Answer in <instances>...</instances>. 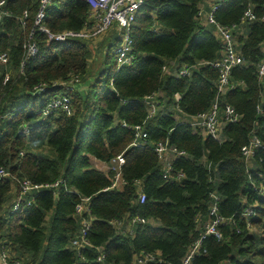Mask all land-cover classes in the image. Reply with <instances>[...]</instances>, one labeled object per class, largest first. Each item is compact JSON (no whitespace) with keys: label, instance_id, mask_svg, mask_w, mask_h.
Returning <instances> with one entry per match:
<instances>
[{"label":"trees","instance_id":"obj_1","mask_svg":"<svg viewBox=\"0 0 264 264\" xmlns=\"http://www.w3.org/2000/svg\"><path fill=\"white\" fill-rule=\"evenodd\" d=\"M4 1L0 54L9 61L0 64V169L13 178L0 181V242L10 262L133 264L136 255L148 252L157 260L146 264H182L200 242L190 264H264V148L248 159L242 152L254 137L264 145V79L259 76L264 0H228L214 13L219 24L237 27L244 61L233 69L230 89L220 101L240 116L225 126L223 142L194 134L188 123L175 118L206 113L216 100L218 69L203 63L221 57V42L215 26L204 25L199 15L205 0H145L132 24L130 65L116 69L113 46L107 47L105 39L100 46L106 47L105 68L88 85L96 40H51L35 26L40 0ZM247 11L254 20L244 23ZM90 12L83 0H52L43 25L51 34L78 32ZM29 41L37 47L30 58ZM184 67L191 69L190 75L176 76ZM75 79L79 83L69 86L72 91L61 86ZM65 92L71 115L46 114L49 103ZM155 93L160 94L159 108L148 117L144 98ZM139 125L148 136L141 148L130 146ZM160 144L185 152L173 159L172 173H184L181 181L164 178L155 151ZM121 153L129 184L104 191L112 174L101 164ZM24 179L44 186L63 182L43 188L32 205L22 204L12 213ZM137 180L143 181V203ZM214 192L218 200L212 198ZM83 197L91 198V247L79 252L72 241L85 218L76 214ZM215 204L217 215H211ZM249 209L252 214L247 215ZM136 217L145 223H133ZM125 218L119 227L111 223ZM217 218L222 219L217 224L220 237L207 234L208 224Z\"/></svg>","mask_w":264,"mask_h":264},{"label":"built area","instance_id":"obj_2","mask_svg":"<svg viewBox=\"0 0 264 264\" xmlns=\"http://www.w3.org/2000/svg\"><path fill=\"white\" fill-rule=\"evenodd\" d=\"M87 2L90 6L91 12L89 15L88 22L85 27L78 32L67 31L59 34H51L50 31L44 27L43 21L45 19V10L52 3V0H40V8L35 20V26L39 27V30L44 32L49 36L51 40L58 42H65L72 38H83V39H98L104 35L107 31L116 29L120 37L118 47L115 50L116 53V69L119 71L123 66L130 65L133 60V40H132V24L135 21L136 14L139 8L145 3V0H83ZM228 0H212L213 6L211 10L207 13L204 12L203 7L199 15L204 18V25H214V34L221 42V57L210 64L214 68L218 69L219 78L217 82V96L213 103L211 109L206 112L192 117H186L187 115L182 114L179 119L182 122L188 123L194 134H199L204 137L212 138L216 141L223 142L224 140V128L229 123H237L240 119L239 114L235 111L232 106L226 105L221 106L220 101L223 96L229 91L231 85V74L234 68L242 65L243 57L241 51L237 44V27L225 26L219 24L214 17L215 11L220 8L223 3ZM6 5V1H0V21L7 16L4 12L3 6ZM28 13L25 12L24 17H27ZM254 20V16L251 11H247L243 22H251ZM243 23V24H244ZM243 31L240 32L242 34ZM28 52V58L33 57L37 53V47L35 43L29 41L25 46ZM262 52L264 54V42L262 44ZM28 60V59H27ZM25 60V64L27 62ZM9 61V56L7 54H0V64L6 65ZM24 66V64H23ZM168 72L167 67L164 68ZM190 68L184 67L175 75L178 77H184L190 75ZM259 76L262 79L264 77V60L259 67ZM10 76L7 75L5 81H8ZM79 83V79H75L69 84H60L66 90H71L76 84ZM110 83H113V79L110 78ZM70 86V87H69ZM45 89L40 88L39 91L43 92ZM40 92V93H41ZM70 92V91H69ZM179 98V96H177ZM159 96L158 93L146 96L144 102L148 106V117H152L156 114L159 108ZM53 111H62L71 115L72 103L71 98L66 94L59 95L54 98L47 109L46 114ZM124 127H127L126 123H123ZM135 138L130 146L133 147H144L147 136V132L144 126H136L134 128ZM264 148L263 143L256 137H254L248 145L242 148L243 155L248 159L253 157L259 149ZM159 159L163 164V175L165 179H170L171 181H181L184 178V173L178 175H173V159L175 157L185 156L184 151H179L177 149H170L167 144H160L155 149ZM126 165V158L123 153L116 156L109 163L101 164L102 170H108L112 174L111 184L109 187L105 188L104 191L117 190L120 187H125L129 184L123 176V168ZM6 178H13L11 174L4 168L0 169V181ZM63 181L60 180L52 185H37L32 183V181L24 179L19 181V195L15 198L14 204L12 206L11 212L14 213L18 211L22 204L27 206L32 205L35 202L34 196L37 192L43 188H58ZM135 185L138 192V201L143 203L146 201V195L143 190V181H135ZM55 194V193H54ZM55 196H57L55 194ZM212 198L218 200L216 193H212ZM91 198L83 197L81 198L79 204L76 207V214L80 217H85L82 220L81 232L72 241V246L80 252L84 248L91 247L90 242L87 239V235L91 226V220L88 218L91 214L89 207ZM218 206L215 204L211 208V215H217ZM247 215L252 214L251 209L247 210ZM222 221L221 218L213 220L207 226V234H215V236L220 237L217 233V224ZM126 222L124 221H113L111 222L113 226L119 227ZM141 222L145 223V220H141L139 217L133 219V223ZM200 247V242L197 243L186 256L182 264H190L194 255L198 252ZM103 248L99 249L100 256L98 261L102 262L104 259ZM157 260V256L148 252H141L135 256L133 264H146L148 262H153ZM0 264H25L21 260H15L13 263L10 262V255L7 250L1 245L0 242Z\"/></svg>","mask_w":264,"mask_h":264},{"label":"rangeland","instance_id":"obj_3","mask_svg":"<svg viewBox=\"0 0 264 264\" xmlns=\"http://www.w3.org/2000/svg\"><path fill=\"white\" fill-rule=\"evenodd\" d=\"M117 32L116 29L113 30H109L107 31L104 35H102L101 37H99L98 39H96V43H97V48H95L94 50L96 51L94 53V57L93 59L90 61V67H91V74H89L86 78H85V82L88 85L92 80H96V78L98 77V72L101 71L102 68H105V66L103 65V56L105 53V49L106 48H101V44L103 42H105V39H107V35L111 36L112 39L116 38L115 33ZM94 43V42H93ZM102 52V54H101ZM114 56H112L111 61L109 62V64H107V67H111L114 66L112 65L114 63ZM98 79V78H97ZM179 115L177 116V119H179Z\"/></svg>","mask_w":264,"mask_h":264},{"label":"crops","instance_id":"obj_4","mask_svg":"<svg viewBox=\"0 0 264 264\" xmlns=\"http://www.w3.org/2000/svg\"><path fill=\"white\" fill-rule=\"evenodd\" d=\"M212 6H213V3H212V0H205L204 1V3H203V5L201 6V7H203V10L205 9L206 11H204L205 13H207L208 11H210L211 10V8H212ZM207 26H212V25H207ZM214 26V25H213ZM115 35H116V38H114V39H112V37L111 36H109V35H107L108 37H107V47H108V45H112L113 46V53H114V56H116V53H115V50H116V48L118 47V44H119V41L118 40H120V37H119V35H118V32L117 33H115ZM106 48V47H105ZM67 95H68V93L69 92H65ZM40 94V93H39ZM62 94H64V93H62ZM61 94V95H62ZM158 96H160V94L158 93ZM179 116H181V115H179ZM176 119H177V116L175 117Z\"/></svg>","mask_w":264,"mask_h":264},{"label":"bare ground","instance_id":"obj_5","mask_svg":"<svg viewBox=\"0 0 264 264\" xmlns=\"http://www.w3.org/2000/svg\"><path fill=\"white\" fill-rule=\"evenodd\" d=\"M263 60H264V58H263ZM263 60H262V62H263ZM262 62L260 63V65L262 64ZM260 65H259V67H260ZM262 79H264V77Z\"/></svg>","mask_w":264,"mask_h":264}]
</instances>
